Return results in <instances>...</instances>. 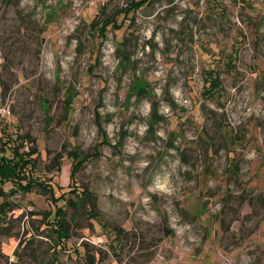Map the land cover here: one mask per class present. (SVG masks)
<instances>
[{"label": "rangeland", "instance_id": "rangeland-1", "mask_svg": "<svg viewBox=\"0 0 264 264\" xmlns=\"http://www.w3.org/2000/svg\"><path fill=\"white\" fill-rule=\"evenodd\" d=\"M130 1L0 0V138L60 197L8 195L0 260L264 264V0ZM83 190L98 217L58 243L61 195Z\"/></svg>", "mask_w": 264, "mask_h": 264}, {"label": "trees", "instance_id": "trees-1", "mask_svg": "<svg viewBox=\"0 0 264 264\" xmlns=\"http://www.w3.org/2000/svg\"><path fill=\"white\" fill-rule=\"evenodd\" d=\"M154 2L155 0H131L130 5L125 7L122 11L125 13V16H128L131 11L140 8L145 4ZM122 25L123 24L118 23V27H121ZM128 40V35L124 36V38L121 40V45L126 46ZM120 49H122V52H119V57L125 62L130 57L127 56L123 47L120 46L118 51H121ZM23 141L15 144L11 149L7 146L9 141H2V138H0V195L4 198V200L0 203V222L7 219V211L9 206L12 204L7 200L8 195L16 193L19 190L27 192L32 191L35 188L48 189L51 192L53 199L56 201L60 199V197L55 196L54 187L49 182L38 179V177L34 175V170L38 166V157L40 155L37 153L35 148H25V143ZM7 148H10L12 153H8ZM35 153H37V155H35ZM75 170L76 166L73 167L74 173ZM74 173L72 174V177ZM7 182H11L13 184V188H10L9 191H7L5 188V184ZM61 196L67 198L68 202L66 207L58 206L53 219L49 221L52 223L50 226V229L52 230L50 235L56 234V239L59 241L58 243L61 241L65 243V240L71 234L73 221L76 220V218L80 219V217H82L84 214L88 215L90 218H97L98 213L94 208L96 203V195L93 194V192L91 193L89 191L87 192V190H83L82 194H76L78 197L77 199L73 198V196H66V192H64ZM49 217L51 218V215H49ZM98 219L102 226H105L104 222L100 218ZM4 225L8 226V224ZM126 231L127 230H125L124 227H118L114 236L115 242L110 243V247L114 249L113 252L118 260H121L123 234ZM29 242L30 241H27L25 246H28ZM35 250L33 253H31V256H37ZM45 252L47 251L44 249L43 253ZM57 252V248L53 249V260H50V262L49 260L45 259L44 261L41 260L42 264H61L59 260L55 258V253L57 254ZM101 253L102 252L99 251V258L106 256V254L103 256ZM85 255L88 257V261L91 264L95 262L96 253L91 248H89V246L85 247ZM0 264L4 263L0 260Z\"/></svg>", "mask_w": 264, "mask_h": 264}, {"label": "crops", "instance_id": "crops-1", "mask_svg": "<svg viewBox=\"0 0 264 264\" xmlns=\"http://www.w3.org/2000/svg\"><path fill=\"white\" fill-rule=\"evenodd\" d=\"M111 264H120V263H118V262H113V263H111Z\"/></svg>", "mask_w": 264, "mask_h": 264}]
</instances>
